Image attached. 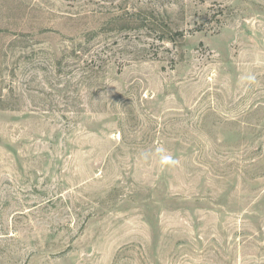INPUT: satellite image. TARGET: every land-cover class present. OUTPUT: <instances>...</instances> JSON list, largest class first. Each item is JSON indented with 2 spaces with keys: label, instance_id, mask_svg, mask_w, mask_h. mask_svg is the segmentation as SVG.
Returning a JSON list of instances; mask_svg holds the SVG:
<instances>
[{
  "label": "rangeland",
  "instance_id": "obj_1",
  "mask_svg": "<svg viewBox=\"0 0 264 264\" xmlns=\"http://www.w3.org/2000/svg\"><path fill=\"white\" fill-rule=\"evenodd\" d=\"M0 264H264V0H0Z\"/></svg>",
  "mask_w": 264,
  "mask_h": 264
},
{
  "label": "clouds",
  "instance_id": "obj_2",
  "mask_svg": "<svg viewBox=\"0 0 264 264\" xmlns=\"http://www.w3.org/2000/svg\"><path fill=\"white\" fill-rule=\"evenodd\" d=\"M249 80H254L255 78L253 76L248 77ZM158 151H163V149H159ZM172 160V158L168 155L162 156L161 162L162 163H167L168 161ZM175 163V161H173Z\"/></svg>",
  "mask_w": 264,
  "mask_h": 264
}]
</instances>
